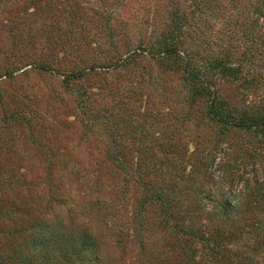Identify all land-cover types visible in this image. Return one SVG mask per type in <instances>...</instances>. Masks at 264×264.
<instances>
[{
	"label": "rangeland",
	"instance_id": "1",
	"mask_svg": "<svg viewBox=\"0 0 264 264\" xmlns=\"http://www.w3.org/2000/svg\"><path fill=\"white\" fill-rule=\"evenodd\" d=\"M168 1L0 0V264H217L220 259L224 264H240L242 252L264 260V247L244 239L228 242L223 256H212L213 261L204 259L200 251L190 259V253L179 249L180 236L165 226L161 209L172 189L165 185L171 177L190 181L189 175L180 174L181 161L175 164L178 145L199 146L193 153L199 157L212 152L218 166L207 172L217 181L227 180L233 197L244 189L247 178L249 185L264 179V146L258 140L237 132L217 144L218 126L201 116L198 106L202 105L188 107L180 73L150 57H142L128 70L105 71L106 79L116 85L113 93L99 90L96 74L69 85L62 80L78 66L105 65L117 47L123 51L131 46L124 33L145 38V21L154 13L162 14ZM250 2L249 14L257 6ZM78 3L86 4L85 13L78 10ZM95 9L111 12L94 16L90 10ZM161 18L157 16V22ZM231 19L233 25L236 18L231 15ZM154 28L157 33L158 26ZM227 29L220 23L217 39H211L226 40ZM89 31H96L93 37L100 54L87 51L95 47L88 40ZM110 32L118 34L112 42ZM136 80L139 85L131 86ZM236 85L227 82L219 87L227 102L238 101ZM84 90L88 97L80 108L78 94ZM142 93L150 100L139 112ZM97 112L105 124L87 119ZM130 113H138L139 119L129 118ZM146 129L149 136L140 138ZM114 133L120 134L116 142L111 138ZM156 137L157 144L165 143L164 150L153 147ZM176 142L178 148L172 147ZM141 145L143 160L134 165L132 150ZM201 181L197 177L190 182L201 189ZM157 191L159 200L154 196ZM222 199L216 193L207 205ZM258 217L255 208L241 220L247 225ZM59 234L72 241H64L69 257L53 247ZM79 246L84 249L75 252Z\"/></svg>",
	"mask_w": 264,
	"mask_h": 264
},
{
	"label": "trees",
	"instance_id": "2",
	"mask_svg": "<svg viewBox=\"0 0 264 264\" xmlns=\"http://www.w3.org/2000/svg\"><path fill=\"white\" fill-rule=\"evenodd\" d=\"M250 1L257 4V6L253 7V10L251 9L252 13L249 14L247 11L250 8L248 4ZM249 2L248 0H177L175 3L169 0L164 5L162 14L155 16L154 13L151 16L152 18L150 17L151 19L145 21L146 25L143 27L145 38L142 35L133 37L132 34L124 33L125 40L128 39L132 44L131 46L126 47L123 51H120L117 47L113 51L114 55L110 59L108 58V63L105 65H102V63L94 65L93 63L78 66L71 73L63 75L62 80L69 85L70 81L82 80L96 74L100 78L97 85L99 90L104 92L107 89L108 92L113 93L116 85L106 79L105 71L128 70L133 63L139 61L142 57L152 58L161 63L164 62L163 67L172 69L174 73H180L182 80L180 89L183 88L184 90V98L188 107L195 108L196 104L197 106L202 105L198 106V112L201 116L207 117L213 125L218 126L214 138L217 144L229 135L244 132L264 146V0H249ZM78 5V10L85 13L83 7L86 4L78 3ZM29 6L33 8L32 3ZM54 7L58 8V5L55 4ZM104 8L108 9L106 6ZM236 9L237 11H234ZM110 12H100V9L90 10V13H94V16H96V13ZM242 13L245 14L239 20ZM231 15L236 18L233 25ZM157 16L163 18L157 22ZM260 19H262L261 23L259 22ZM220 23L228 28L229 37L226 40L221 39L220 42H215L211 38L217 37L215 30ZM229 25L231 26L229 27ZM155 26L159 28L157 33L153 31ZM95 34L96 31H89L87 34L88 40L96 47L87 51L92 53L95 49L100 54L97 49V42L93 37ZM108 36L111 38V42L114 38H118V34L115 32H110ZM152 37H154L153 40H151ZM196 47L201 48L197 49ZM94 58H98V56ZM39 67L48 72L46 64L40 63ZM144 76L143 74L141 77L144 78ZM149 76L148 73L147 77ZM227 82L237 84L233 89L239 91L238 96H235L238 101L227 102L223 98L219 87L222 88ZM138 85L137 80L131 82L133 87ZM90 88H94V86ZM143 95L144 93L140 96L142 103L137 109L139 112L145 111L148 100H150L147 94L145 97ZM86 97H88V93L85 90L78 94V105H80L78 107L81 108V104ZM92 111L95 112L94 109ZM82 112L85 114L86 111ZM136 114L130 113L129 118L137 116ZM138 116L136 119H139ZM86 117L93 122L106 123L102 116H98V112L95 113V116ZM114 130V128H111L112 132ZM141 131L140 138L146 139L149 136L147 134L148 130H145L146 133L144 130ZM116 137H120V134L116 135L114 133L111 136L115 142L119 140ZM156 139L157 137L153 147L157 148L160 145L163 146L164 150L165 143L158 141L157 144ZM177 143H173L172 147H177ZM178 147L180 160L177 159L175 164L179 166L181 161L180 174L189 175L190 181L191 178L201 177L202 179L200 182L201 189H196V183L186 180L185 176L183 181H180L179 177H177V181L171 177L170 181L165 183L166 186H171L172 189H170L169 197L164 200L166 205H161L162 214L167 222L165 226L171 227V230L180 236L178 239L180 251L190 253V259L198 256L195 254L200 251L203 258L209 262V259L213 261L212 256H223V250L228 242L233 244L240 239L252 240V242H256L255 246L264 247V179H254V182L249 185V178H247L244 180V189L238 193L239 197L238 195L232 197L228 194L232 190L229 189L230 186L228 187L227 180L217 181L211 173L207 172L210 166L215 164L218 166V160L212 152L207 153V157H199L193 154L194 152L197 153L196 150L199 149V146L188 143L186 145L180 144ZM113 148L116 149V152H119L116 155L121 157L122 153L116 145ZM144 150L142 145L132 150L131 162L134 165L143 160V158H140V153H143ZM227 150L229 151V149ZM188 152H191L192 156H187ZM180 153L182 156H180ZM251 153V157L254 156V152ZM193 156H196V158L190 160ZM211 181L214 182L211 183ZM216 181L218 187L215 186ZM181 184L185 187L176 190L175 188ZM216 193H220L224 199L215 200L214 204L212 203L209 207L206 200L213 202ZM195 195H197V198H195ZM154 196L159 200L158 191ZM185 200L188 202H184ZM195 200L197 201L195 202ZM255 208L258 209L259 217L254 222L251 220L248 223L246 222L247 225H245L241 219L244 214L251 215ZM175 210L178 213L174 216ZM249 234L250 237L247 236ZM69 235L74 237L75 233ZM257 236H259L258 240ZM63 237L62 235L58 236L53 247L57 253L69 257L66 243L70 239L68 237L63 239ZM78 242L83 244L84 240ZM45 245L47 248L51 246L49 243ZM79 247L81 249L73 250L81 252L84 249V246ZM92 247L87 248L94 250ZM262 251L264 252V249ZM260 258L254 259L245 252L238 256L240 264H264V260L261 262ZM227 260H225V263ZM222 261L220 259L217 264H221Z\"/></svg>",
	"mask_w": 264,
	"mask_h": 264
}]
</instances>
